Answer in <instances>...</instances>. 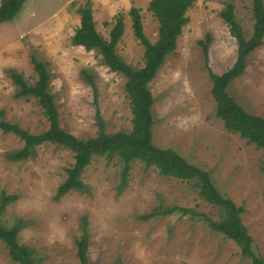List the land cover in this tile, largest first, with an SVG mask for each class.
I'll use <instances>...</instances> for the list:
<instances>
[{
  "label": "rangeland",
  "instance_id": "374dc122",
  "mask_svg": "<svg viewBox=\"0 0 264 264\" xmlns=\"http://www.w3.org/2000/svg\"><path fill=\"white\" fill-rule=\"evenodd\" d=\"M88 1L27 0L13 21L0 25V120L34 135L49 130L34 98H16L10 75L14 70L34 84L36 58L51 74V93L66 132L80 139L96 137L98 111L107 133L132 130L126 78L110 71L98 51L72 45L81 24L77 10ZM110 1L90 0L96 29L109 40L121 16L125 30L116 52L140 69L145 48L135 37L130 10L142 9L145 35L155 43L159 23L148 11L152 0ZM228 3L234 4L246 36H252L253 0H197L175 52L149 85L155 100L153 141L209 172L219 192L244 208L243 225L254 251L264 259L263 151L227 131L217 117L208 71L210 67L221 75L237 59V42L221 18ZM121 4L124 7H111ZM207 36L208 61L199 44ZM228 92L247 112L264 118V44L249 57L245 74ZM24 145L0 130V204L4 196L16 198L2 224H22L19 243L33 251L36 264H81L76 242L84 229L89 235V264H252L235 242L212 230L207 220L219 221L223 214L199 195L193 182L164 177L141 161L132 163L124 182L121 158L94 157L82 174L85 190L57 199L67 169L75 163L74 153L45 143L29 159L12 161L10 154ZM175 207L192 213L157 215ZM0 264H18L2 242Z\"/></svg>",
  "mask_w": 264,
  "mask_h": 264
},
{
  "label": "trees",
  "instance_id": "16d2710c",
  "mask_svg": "<svg viewBox=\"0 0 264 264\" xmlns=\"http://www.w3.org/2000/svg\"><path fill=\"white\" fill-rule=\"evenodd\" d=\"M26 1L2 0L0 25L13 21ZM196 2L197 0H152L148 11L159 23L158 39L155 43H152L145 35L142 9L133 7L130 10L135 37L145 48L144 67L140 69L128 65L116 52L125 30V23L121 16L118 17L110 32V38L107 40L96 29L90 0L77 10L81 17V24L72 37V45L83 47L88 52L98 51L103 64L110 71L119 73L126 78L125 92L130 100L133 114V128L130 132L107 133L99 111L97 112L99 133L96 137L80 139L66 132L61 127L58 109L51 93V74L47 65L36 58L32 59L37 75L34 84L28 83L22 74L14 70L10 71V75L17 86L16 98H34L42 107L50 128L43 134L34 135L18 125L0 120V130L4 133L14 134L25 143L23 149L10 154V159L14 162L25 161L34 156L36 148L45 143L60 146L74 153L75 163L67 169V179L59 187L57 199L72 191L85 190L82 174L94 157L121 158L124 162V182L128 178L132 163L136 161L143 162L147 167L158 169L164 177L193 182L199 189V195L208 204L219 208L223 214L219 221L207 220L212 230L235 242L241 249L242 255L251 260L252 264H264L263 257L254 251L253 239L243 225L244 208L238 207L231 199L219 192L209 172L190 164L174 150L161 149L154 145L153 108L155 100L149 85L156 78L165 59L175 52L183 29L190 22L187 14ZM252 12L253 34L251 37H247L237 20L234 4L228 3L225 6L221 18L237 42V59L235 64L221 75L215 74L210 67H208V71L213 83L212 95L217 105V117L224 122L227 131L238 134L249 144L255 145L257 149L263 151L264 156V118L247 112L228 92L230 85L245 74L249 57L264 44V1L253 0ZM210 43L211 36H207L206 42H199L203 47L207 61ZM15 199L11 196L2 198L0 242L5 244L9 256L14 262L36 264L33 251L19 243L18 237L22 230V224L12 228H6L2 224V216L8 205ZM176 211H181L184 215L191 212L175 207L157 215H170ZM144 218L148 219L149 217ZM76 245L77 256L81 264H89L87 257L89 235L86 229L77 240Z\"/></svg>",
  "mask_w": 264,
  "mask_h": 264
},
{
  "label": "crops",
  "instance_id": "0c3cea01",
  "mask_svg": "<svg viewBox=\"0 0 264 264\" xmlns=\"http://www.w3.org/2000/svg\"><path fill=\"white\" fill-rule=\"evenodd\" d=\"M125 1H127V0H123L122 3L125 2ZM104 2L105 3H109V2H112V1H110V0H104ZM111 7H124V5H122V4L121 5H114V6H111Z\"/></svg>",
  "mask_w": 264,
  "mask_h": 264
}]
</instances>
